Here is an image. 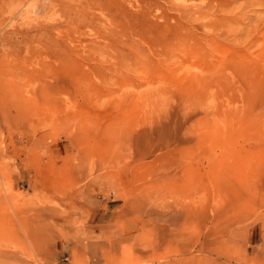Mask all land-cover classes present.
I'll use <instances>...</instances> for the list:
<instances>
[{
    "label": "rangeland",
    "instance_id": "374dc122",
    "mask_svg": "<svg viewBox=\"0 0 264 264\" xmlns=\"http://www.w3.org/2000/svg\"><path fill=\"white\" fill-rule=\"evenodd\" d=\"M0 264H264V0H0Z\"/></svg>",
    "mask_w": 264,
    "mask_h": 264
},
{
    "label": "bare ground",
    "instance_id": "6f19581e",
    "mask_svg": "<svg viewBox=\"0 0 264 264\" xmlns=\"http://www.w3.org/2000/svg\"><path fill=\"white\" fill-rule=\"evenodd\" d=\"M196 19V18H195Z\"/></svg>",
    "mask_w": 264,
    "mask_h": 264
}]
</instances>
